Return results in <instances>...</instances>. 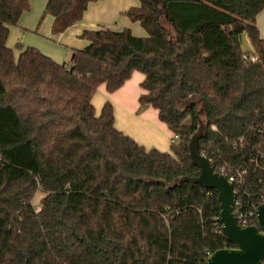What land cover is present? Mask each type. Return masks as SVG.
Here are the masks:
<instances>
[{"label":"trees","instance_id":"trees-1","mask_svg":"<svg viewBox=\"0 0 264 264\" xmlns=\"http://www.w3.org/2000/svg\"><path fill=\"white\" fill-rule=\"evenodd\" d=\"M99 1L49 0L52 34ZM139 1L125 15L147 37L86 30L89 45L59 64L8 47L32 0H0V264H205L207 251L235 247L216 191L175 182L200 174L189 144L202 120L214 170L247 169L248 193L264 188V0ZM135 72L140 109L179 137L170 152L118 130L110 102L96 114L99 87L116 92Z\"/></svg>","mask_w":264,"mask_h":264},{"label":"crops","instance_id":"crops-1","mask_svg":"<svg viewBox=\"0 0 264 264\" xmlns=\"http://www.w3.org/2000/svg\"><path fill=\"white\" fill-rule=\"evenodd\" d=\"M36 2L32 0L31 11L22 16L18 26L10 28L9 37L12 38L14 45L23 42L27 47H36L59 64L67 62L68 54L72 55L70 50H81L89 45L87 40L80 38L86 30L110 28L119 32L130 29L136 37L148 36L138 22H132L125 15L131 8L140 7L139 0H102L91 3L83 20L59 35H52L51 28L54 22L52 16L46 17L44 22L42 19L39 22L48 0L44 3ZM35 4L37 9L34 7ZM257 26L264 39V11L257 17ZM43 35L52 37V40L44 41L41 37ZM144 79L142 73L135 72L121 89L113 93L107 91L106 85L100 86L92 100L96 114L99 115L103 105L107 101L110 102L114 108L115 126L118 130L147 149L156 148L162 152H170V139L173 133L160 121L158 111L152 107L140 109L139 98L144 92L141 88Z\"/></svg>","mask_w":264,"mask_h":264},{"label":"water","instance_id":"water-1","mask_svg":"<svg viewBox=\"0 0 264 264\" xmlns=\"http://www.w3.org/2000/svg\"><path fill=\"white\" fill-rule=\"evenodd\" d=\"M190 105L191 102H184ZM199 115L205 112L202 100ZM208 137V129L204 121L200 120L197 132L192 136L189 144L190 157L193 164L200 169L197 177L185 176L176 180L175 184L190 183L199 185L206 190H214L221 206L222 232L226 240L233 244V248L218 250L207 258L205 264H264V204L257 213V225L242 228L234 214L235 191L224 176L215 172L209 161L201 155L200 141Z\"/></svg>","mask_w":264,"mask_h":264},{"label":"built area","instance_id":"built-area-1","mask_svg":"<svg viewBox=\"0 0 264 264\" xmlns=\"http://www.w3.org/2000/svg\"><path fill=\"white\" fill-rule=\"evenodd\" d=\"M256 59L253 58L252 62ZM212 130L217 131L216 126L211 127ZM178 135H172L170 143L174 144L178 141ZM212 142L204 144L201 150V155L205 157L212 166L213 153L209 151V146ZM256 163V162H255ZM216 172V171H215ZM221 176H224L231 184L234 185L235 191V203H234V214L236 216L238 224L242 228H246L251 225H257V213L261 205L264 204V188L259 193L249 194L245 188L246 178L248 177V170L242 168H235L229 164L224 163L219 167L217 172ZM255 195V196H254ZM254 196V198H253ZM255 221L253 224L252 221ZM222 223V222H221ZM223 226V225H222ZM207 258L211 256L210 252H206Z\"/></svg>","mask_w":264,"mask_h":264},{"label":"rangeland","instance_id":"rangeland-1","mask_svg":"<svg viewBox=\"0 0 264 264\" xmlns=\"http://www.w3.org/2000/svg\"><path fill=\"white\" fill-rule=\"evenodd\" d=\"M37 2L36 3H38L39 1H43V3L45 2V0H36ZM49 1V0H48ZM47 4V3H46ZM47 6V5H46ZM34 7H35V9H37V4H35L34 5ZM45 9H44V11L41 13V16H40V18H39V22L41 21V19L43 20L42 22H44V19L46 18V17H51V16H49V15H46L45 16ZM38 24V23H37ZM45 27H46V25L44 26V28H43V32H44V29H45ZM141 29H143L144 30V28H141ZM145 31V30H144ZM51 32H52V28H51ZM145 33H146V31H145ZM45 34V33H44ZM31 35H33V33L31 34ZM36 35V34H35ZM53 35V34H52ZM34 36V35H33ZM39 36V35H38ZM40 37V36H39ZM42 37V39L44 40V41H46V42H50V39L52 40V37H47V36H41ZM9 44V45H8ZM18 44H21L23 47H27V45L25 44V43H23V42H20V43H18ZM7 45H8V47H10V48H12L14 51H15V53H16V55L18 56L20 53V51L18 50V48H17V44L16 45H14V43H13V41H12V38L11 37H9L8 38V41H7ZM63 47H64V45H62ZM36 48V47H35ZM38 49V48H37ZM242 49H243V51H245V52H252V47H251V45H250V43H249V41L247 40V38H245L244 39V41H243V44H242ZM39 50V49H38ZM41 53H43L41 50H39ZM70 52H71V50H70ZM69 56L67 57L68 59H66L67 60V62H69L70 61V59H71V53H69L68 54ZM62 60H64V59H62ZM101 113V112H100ZM42 195H40V194H38L37 196H36V198H35V200H34V203L35 204H37L39 201H40V199H42Z\"/></svg>","mask_w":264,"mask_h":264}]
</instances>
